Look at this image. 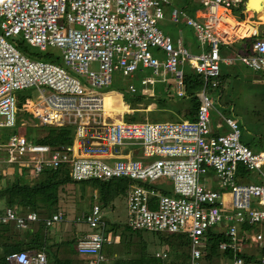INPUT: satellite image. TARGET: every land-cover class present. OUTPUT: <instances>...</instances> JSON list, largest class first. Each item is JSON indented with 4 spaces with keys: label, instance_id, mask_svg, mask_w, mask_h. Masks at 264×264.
<instances>
[{
    "label": "built area",
    "instance_id": "built-area-1",
    "mask_svg": "<svg viewBox=\"0 0 264 264\" xmlns=\"http://www.w3.org/2000/svg\"><path fill=\"white\" fill-rule=\"evenodd\" d=\"M246 2L199 0L195 17L173 8L171 21L183 19L196 34L197 50L192 51L158 25L165 18L168 0H0V153H5L0 156V174L9 164L27 168L34 176L65 166L72 181L126 179L130 229L185 234L189 264H202L206 230L226 221L230 240L220 243L219 249L232 250V257H227L231 264H264V255L252 260L241 256L247 237L238 231V224L264 221V182L238 180V165L260 170L264 151L241 142L235 118L224 117L230 130L220 133L221 124H214L211 115L222 63L240 62L264 74V37L255 22L259 19L251 20L247 8V18L233 13L234 6ZM14 37L40 51L60 50L59 60L27 56L16 47ZM236 44L240 48L232 54H222ZM151 48L163 52L165 60L157 59ZM93 62L98 70L90 68ZM144 69L157 78L143 76L140 92L166 84L169 74L177 97H187L186 69L200 75L195 119L154 123L107 119L104 92L112 74L121 71L132 76ZM30 88L37 90L39 99L24 97L20 105L19 93ZM28 117L35 124H29ZM65 124L74 125L73 141L59 149L18 132L2 133L3 128ZM132 146L141 147L143 159L132 156ZM209 169L216 174L218 188L208 182ZM163 180L170 181L171 187L164 186ZM92 194L97 200L98 190ZM65 218L56 211L43 222L50 228ZM39 220L35 211L20 214L4 207L0 213V224L14 221L23 229ZM75 220L93 230L77 239V252L101 262L103 245L111 240L98 201ZM255 240L264 246L261 233ZM155 256L157 264L169 259L167 250H158ZM8 259L12 264H47L44 251L21 250Z\"/></svg>",
    "mask_w": 264,
    "mask_h": 264
},
{
    "label": "trees",
    "instance_id": "trees-1",
    "mask_svg": "<svg viewBox=\"0 0 264 264\" xmlns=\"http://www.w3.org/2000/svg\"><path fill=\"white\" fill-rule=\"evenodd\" d=\"M188 6V4H187ZM190 8V7H188ZM264 25V24H261ZM259 35L263 34L259 31ZM15 40L13 39V42ZM19 50L27 52V56L37 59H45L53 62L59 60V55L52 54V51H36L24 46L20 40L14 42ZM250 41L246 42L249 45ZM240 47V46H239ZM35 48V47H33ZM25 52H23L25 54ZM50 52V53H49ZM225 51L222 52L224 55ZM48 58V59H47ZM226 74H220V88L223 90V79ZM185 92L189 98L187 110L182 113L184 119L194 120L195 118L189 116V112L197 110L199 105V98L196 95V90L202 84L200 75L193 73L190 69H186L184 74ZM124 94L127 93L123 91ZM122 92V93H123ZM172 92L170 91V94ZM130 97L117 96V108H123L116 113L117 119L122 120V116L126 121H132L137 118L136 114H131L125 117L126 109H135L137 103L148 101L143 94L127 93ZM169 94V95H170ZM167 95V94H166ZM19 103L21 105L24 97L19 93ZM167 97V96H166ZM187 97H177L186 100ZM161 100L164 98L160 97ZM165 101V99L163 100ZM110 108V107H109ZM136 112V111H135ZM181 112V110L179 111ZM47 126V129L42 134L43 136L30 138L34 141L47 144L53 149H59L66 146L73 141L74 125L65 124L62 126L55 125H41ZM15 130L12 132L14 133ZM3 133V132H2ZM11 134V133H10ZM8 135V134H4ZM253 150V149H252ZM256 151V150H255ZM8 182L0 187V202L4 203L5 207L15 208L20 214L27 211H35L41 220L31 223L27 228L17 227L14 221L5 224H0V264H12L8 259L11 255L18 253L21 250H32L34 252L44 251L47 256V264H89V260L76 258L78 252L76 249L75 239H66L60 242L48 238V228L43 222V218L48 217L58 211V201L60 188L66 184L75 183L67 174L65 166L58 168L45 169L38 176H40L35 183H31L25 174L24 168L9 172ZM249 170L243 165H238V178L247 180ZM82 182V181H80ZM86 185L93 186L98 190V203L102 211L107 207H113L115 199L120 196H125L127 180L123 178H113L107 181L102 180H84ZM2 210H0V213ZM106 235L110 238V243H105L102 248L104 259L101 264H157L158 259L155 252L150 250L149 244H160L166 242L170 247L169 259L166 264H189L190 252L187 254L180 245L181 242L190 245L189 238L181 233H166L153 232L149 234L156 237L152 242L144 238L147 234L146 230H132L126 223L115 220H105ZM247 222V221H246ZM205 247L203 249L202 264L211 262L213 258L226 256L232 257L233 252L230 249L220 251L219 244L228 242L229 236L225 229L211 227L206 230ZM75 242V243H74ZM75 244V245H74ZM260 254L264 255V246H261ZM174 256V257H173ZM242 257L246 260L255 259V255L242 253ZM188 261V262H187ZM100 263V262H99Z\"/></svg>",
    "mask_w": 264,
    "mask_h": 264
},
{
    "label": "rangeland",
    "instance_id": "rangeland-1",
    "mask_svg": "<svg viewBox=\"0 0 264 264\" xmlns=\"http://www.w3.org/2000/svg\"><path fill=\"white\" fill-rule=\"evenodd\" d=\"M169 4L164 7L165 18L159 21V27L165 33L169 34L174 42L177 38H181L185 46L192 50H197V38L196 34L190 26L185 24V21L181 19L179 22H173L170 19V13L173 8L181 9L184 8L186 13L192 17H195V12L193 7H201L198 0H168ZM190 2V3H189ZM188 4V6H187ZM182 5V6H181ZM190 7V8H188ZM233 13L235 16L237 14H244V18H247L248 13L246 12V5L241 4L239 6H234ZM264 17V13L254 12L251 16V20L259 19L261 20ZM258 31H261L264 37V25H257ZM16 42L17 39L20 42L22 41L24 46L29 49V46L25 40L21 37L13 38ZM14 41V42H15ZM240 48L238 44L233 47H227L224 51V56H228L234 52V49ZM19 49V47L17 46ZM31 50H37V48L30 47ZM21 51V50H20ZM47 51H52L54 55H59L60 50L51 48ZM151 53L159 60H165L164 53L157 50L156 48L150 49ZM22 52V51H21ZM23 52H25L23 50ZM50 53V52H49ZM27 54V52H25ZM48 59V58H47ZM45 60V59H43ZM93 70H98V63L93 62L90 66ZM220 73L226 74L223 79V90L225 93V101L217 99L219 91L214 92L212 95L213 98V108L211 109L212 122L214 124H221L219 129L220 133L229 132L230 128L225 123L224 117H233L237 120L240 133H241V142L248 145L251 149L256 151H264V74L261 72H257L251 68H248L237 62L232 65H228L222 63L220 66ZM149 75L152 78L156 79L157 76L153 75L150 69H144L143 71H136L132 76L123 75L121 71L114 72L112 74V83L105 89L106 103L105 107V116L106 118L112 119L113 116L116 117L117 111L123 109L119 108L116 110V102L117 96L121 97L120 94L115 93V91L127 93H131V87L136 88V92L140 93L141 91V79L143 76ZM168 80L170 81V85L166 88L161 87L157 84V87L153 86V93L147 92L143 94L147 98L150 99L152 104V109L149 112V101H144L137 103V107L135 109H126L125 117L131 114H136L137 118L134 121H148L150 123L154 122H169V121H178L180 119L179 109L181 106L188 105V97L184 99L177 98L176 96V86L173 83L170 75H167ZM151 88V86H149ZM152 90V89H150ZM170 91L172 92L170 94ZM123 92L124 97L129 98L130 96ZM155 93V94H154ZM167 94V95H166ZM170 94V95H169ZM23 97H29L30 100L36 101L39 99L38 92L35 88H30L25 90L22 93ZM167 96V97H166ZM160 97L164 98L165 101L161 100ZM168 97L169 100L167 99ZM167 99V100H166ZM226 102V104H225ZM112 105V106H111ZM110 107V108H109ZM136 111V112H135ZM29 118V117H28ZM117 121H121L120 118ZM29 124H35V120L32 117L31 121L27 119ZM47 129V126L41 125H33V127H13V128H3V134H10L14 130L15 132L21 133L30 137H40ZM135 153L141 154V147L132 146ZM1 157L5 156V153H0ZM137 156V155H135ZM138 157V156H137ZM16 165H6L5 172L0 174V187L4 186L10 178L9 172H13L16 170ZM27 179L31 181V183H35L36 180L40 176H34L29 169H24ZM208 182L213 184V186L218 187V179L216 174L211 169L208 170ZM247 180H242L241 183H253V182H264V165L260 170H251L249 171V175L247 176ZM75 182V181H74ZM164 186L171 187V183L168 180H163ZM95 191L93 186L86 185L83 181H76L75 183L66 184L64 187L60 188L58 191L59 201H58V211H62L66 216L65 220L61 224H65V222H70L75 220V218H82L83 214L88 211L90 205L93 201L97 202V200L93 199L92 192ZM172 195V193H171ZM113 207H107L103 213L106 220L111 221H119L122 223H126L127 213H126V198L125 196H120L115 199ZM4 203L0 202V210L4 209ZM81 224H84L80 222ZM261 223V222H260ZM256 223L253 225L254 234H256L261 229V224ZM58 225V223L54 224L51 228H48V232L54 230V228ZM217 228L227 229L228 223L226 221H222V225H217ZM84 228H86L87 232H91L90 228H88L84 224ZM147 234H144V238L147 240H151L154 242L156 237L149 234V231H146ZM240 234V233H239ZM50 236V234H49ZM75 237V235H74ZM78 238V237H77ZM66 240V238H65ZM76 242V241H75ZM74 242V243H75ZM253 243V242H252ZM246 244V243H245ZM75 245V244H74ZM150 250L152 252L158 250H167L170 253L171 247L164 242L163 244H149ZM182 249L189 254L190 245L185 244V242H181L180 244ZM247 245V244H246ZM246 245L244 248H246ZM254 245V244H253ZM256 246V245H255ZM258 246V245H257ZM256 246V247H257ZM255 247V248H256ZM261 246L259 245V247ZM79 255V253H78ZM83 256V255H79ZM91 258L94 256L90 255ZM174 257V256H173ZM188 262V261H187ZM101 264V262L99 263ZM187 264V263H186ZM205 264H231V260L227 259L226 256L215 257L211 262H207Z\"/></svg>",
    "mask_w": 264,
    "mask_h": 264
},
{
    "label": "crops",
    "instance_id": "crops-1",
    "mask_svg": "<svg viewBox=\"0 0 264 264\" xmlns=\"http://www.w3.org/2000/svg\"><path fill=\"white\" fill-rule=\"evenodd\" d=\"M181 8L184 9L183 7H181ZM193 9H194V12L196 14V10L199 9V7H196V8L193 7ZM255 22H256V26L257 25L264 24V17L261 20H257V21L255 20ZM169 85H170V81L169 80H168V82L166 84H160V86L163 87V88H166ZM155 87H157V85H155ZM149 91L153 93V90H149ZM115 93L120 94L123 97L125 95V94L123 95V93L122 92H119V91H115ZM140 94H145V93L140 92ZM225 97L226 96H225L224 90H222L220 88L219 94H218V99L219 100H222L223 99L225 101ZM145 98L149 101V112H150V110L153 108L152 107V104L153 103L150 101L149 98H147V97H145ZM169 98L170 97H168L167 99L169 100ZM225 104H226V102H225ZM108 106H110V105H107V107ZM179 110H181V112H179V113H180V119L182 120V119H184L182 113L185 112V110L188 112L187 105L181 106V108ZM195 114H196L195 113V110L193 112H189V116L192 115L191 117H193V118H195ZM122 120H125L123 118V116H122ZM188 120H191V118L188 119ZM135 155H137L138 157L135 156ZM132 156H134L135 158H138V159H143L142 156H141V154L140 153H135L134 150L132 151ZM238 180H239V182H241V179L240 178H238ZM214 187H216V186H214ZM61 223L62 222H58V225L54 228V230L51 231V232H48V238L49 239L54 240V241H57V242H60L62 240H65V238L66 239H72V238H74L75 241H76L78 238L82 237L84 234L87 233L86 228H84V224L78 223L76 220H72V218H71V221L70 222H65V224L64 223L61 224ZM260 224H261V229L256 234H254V231H253V225L254 224H250L248 222H244L243 224H238V231H239V233L242 234V235H245L247 237V240L245 241L247 245L244 244V246L246 245L245 253H247L249 255H251V254L252 255H255V257H258V256L261 255L260 254L261 248H257V247H259V243H256L257 242L255 240L256 239V235L259 234V233H261L263 235V241L262 242H264V221H262ZM49 234H50V236H49ZM74 235H75V237H74ZM255 245L256 246L258 245V246L256 247ZM79 255H82V254H79ZM79 255L77 254L76 258H78V259H84V260H89V264H99V263H96L95 262V257L91 258L90 255H83V256H79Z\"/></svg>",
    "mask_w": 264,
    "mask_h": 264
},
{
    "label": "bare ground",
    "instance_id": "bare-ground-1",
    "mask_svg": "<svg viewBox=\"0 0 264 264\" xmlns=\"http://www.w3.org/2000/svg\"><path fill=\"white\" fill-rule=\"evenodd\" d=\"M260 2H261V0H252V1H251V6H250V8L255 9L254 11L251 10V11L249 12L251 16H252V14H253L254 12H258V13L263 12V13H264V9L260 6ZM104 105H105V107L107 106V103H106V96H104ZM27 119H29V122H30L31 119H32V117H29V118H27ZM110 120H113V121L118 122V121H117V117H115V116H114L112 119H110Z\"/></svg>",
    "mask_w": 264,
    "mask_h": 264
},
{
    "label": "water",
    "instance_id": "water-1",
    "mask_svg": "<svg viewBox=\"0 0 264 264\" xmlns=\"http://www.w3.org/2000/svg\"><path fill=\"white\" fill-rule=\"evenodd\" d=\"M251 1L252 0H247V2H246V8L248 9V10H252V11H254L255 9H252V8H250V6H251ZM260 6L264 9V0H261V2H260Z\"/></svg>",
    "mask_w": 264,
    "mask_h": 264
}]
</instances>
